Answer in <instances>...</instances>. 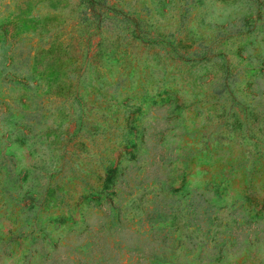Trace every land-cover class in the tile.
Returning a JSON list of instances; mask_svg holds the SVG:
<instances>
[{
	"label": "rangeland",
	"instance_id": "374dc122",
	"mask_svg": "<svg viewBox=\"0 0 264 264\" xmlns=\"http://www.w3.org/2000/svg\"><path fill=\"white\" fill-rule=\"evenodd\" d=\"M0 264H264V0H0Z\"/></svg>",
	"mask_w": 264,
	"mask_h": 264
}]
</instances>
